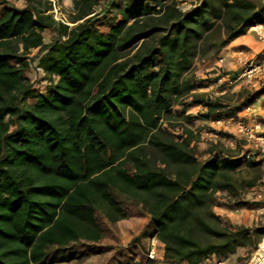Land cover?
Returning a JSON list of instances; mask_svg holds the SVG:
<instances>
[{"label": "trees", "instance_id": "1", "mask_svg": "<svg viewBox=\"0 0 264 264\" xmlns=\"http://www.w3.org/2000/svg\"><path fill=\"white\" fill-rule=\"evenodd\" d=\"M24 1L0 8V264L84 259L128 205L149 217L165 264L252 254V231L213 211L219 193L236 197L229 208L249 205L233 176L244 160L221 142L199 160L182 122L236 117L235 105L197 92L192 66L203 45L219 53L264 24L263 0H200L187 11L177 0H74L73 26L47 1ZM32 50L46 92L31 83ZM240 96L250 105L257 94Z\"/></svg>", "mask_w": 264, "mask_h": 264}, {"label": "rangeland", "instance_id": "2", "mask_svg": "<svg viewBox=\"0 0 264 264\" xmlns=\"http://www.w3.org/2000/svg\"><path fill=\"white\" fill-rule=\"evenodd\" d=\"M180 4V8L183 11L194 9L200 3V0H177ZM264 2V0H263ZM11 6H16L18 8H24L26 2L24 0H12ZM4 2L0 0V8ZM74 5H64L60 9L61 13L65 17L66 22L70 23L73 13ZM51 15V14H49ZM55 20V19H54ZM56 21V20H55ZM57 22V21H56ZM59 23V22H58ZM61 23V22H60ZM106 23L99 24L101 30H105ZM250 31V30H249ZM248 31V32H249ZM251 34H254L253 32ZM44 38L46 43H51L56 35L45 31ZM213 43V42H212ZM232 43V42H231ZM222 48L219 53H215V49L211 44H205L202 46V55L195 59L192 66V74L195 76L199 85L204 86V88L198 90V93L207 94L213 98H221L224 103L232 104L238 107V113L235 118L223 119H233L234 122L244 121V118H239L246 113H249L253 108L252 105L258 99V124L261 125L262 130H264V45L259 41L255 46L256 51H258V63L261 64L263 70L261 74H258L257 86L254 87L251 84H246L244 81L235 82L237 74L244 69L243 66H238L235 71L231 72L233 75L229 78L226 76V72L219 71V58L226 57L225 54H221L226 51V48L231 44ZM253 45V44H252ZM244 50L248 58L249 50H247L243 45L235 46L231 48V52ZM227 52V51H226ZM235 56V54H232ZM38 50H32L28 58L31 62V69L29 77L31 83L42 92H46L47 81L44 80V75L41 70L38 69ZM210 62L214 63L211 65ZM228 63H223L222 69L227 71ZM216 69H212V68ZM247 90L250 94H257L255 101L250 105H245L246 99L240 96V93ZM246 95V94H245ZM250 107V110H248ZM205 108L203 106L192 107L187 111V114L191 116H197L199 113L203 112ZM182 109L176 108V111H181ZM182 114V113H181ZM263 116V117H262ZM203 120H198L195 124H190L188 121L184 120L182 124L186 125L188 128L193 130L196 134L195 141L192 144L199 160H205L209 157L207 154L208 149L216 143L221 142V144L227 150L235 155H238L244 160V165L237 171L233 173L234 178L239 182L240 185V196L239 198L249 205L243 206L241 208H229L227 206L229 200H235L236 197L229 196L228 193H219L218 199L222 206H215L213 211L218 215L223 223L229 227L243 226L252 231V239L254 242H260L264 237V153L255 150L253 146L237 131L234 124H230L227 129H224L220 125L214 124L212 122H202ZM232 122V123H234ZM248 123V122H245ZM183 127H177L174 130L176 137H179L182 133ZM247 152L252 153V158L247 160L245 155ZM253 161L257 165H250L249 163ZM259 195L261 197H259ZM139 210V209H138ZM137 208L128 205L126 206L127 214H135ZM106 234L105 237L114 236V224L106 223ZM88 244V243H86ZM88 246L93 247L92 254L84 259L73 260L69 263L62 264H136L135 260L139 255L146 256V250H140L138 253L136 250L128 249L124 247H118L116 250L115 244L98 245L89 244ZM136 248V247H135ZM253 247L241 248L236 254L227 258L229 264H244L252 252ZM165 264L164 260L160 262Z\"/></svg>", "mask_w": 264, "mask_h": 264}, {"label": "built area", "instance_id": "3", "mask_svg": "<svg viewBox=\"0 0 264 264\" xmlns=\"http://www.w3.org/2000/svg\"><path fill=\"white\" fill-rule=\"evenodd\" d=\"M50 5L52 10L49 12L51 16L57 21L66 25H71L66 22L65 17L61 13L60 9L62 4L74 5V0H45ZM111 0H102L103 3H108ZM103 6L98 9V12L102 10ZM256 34L259 41L264 45V24L257 25L250 29ZM235 54L233 58L236 60V65L243 66L244 69L237 74L235 82L244 81L246 84L257 86L258 74H261L263 67L258 63V57L248 58L244 50L231 52ZM227 57L219 58V71L224 72L222 69L223 63H225ZM250 110V107H248ZM233 119H220L214 121V124L220 125L224 129H227L230 124H234L237 131L253 146L255 150H259L264 153V132L260 124L256 123L253 126L248 125L243 121L234 122ZM247 160L252 158V153L247 152L245 155ZM261 197V196H260ZM159 245L160 241L157 237H151L147 247V258L149 261L156 262L159 259ZM214 259L212 262L208 261ZM208 259L204 264H229L227 261L219 260L216 257ZM244 264H264V237L258 244L257 249L249 256L248 260Z\"/></svg>", "mask_w": 264, "mask_h": 264}, {"label": "crops", "instance_id": "4", "mask_svg": "<svg viewBox=\"0 0 264 264\" xmlns=\"http://www.w3.org/2000/svg\"><path fill=\"white\" fill-rule=\"evenodd\" d=\"M2 1L12 2V0H2ZM8 4L11 5L10 3ZM251 33L252 31H249L245 35L232 41V43L226 48L227 52L224 51L221 54V56L225 54V56L227 57L225 63L226 62L228 63L227 66L228 70L227 71L224 70V72H226V76L228 78L233 75L231 72L229 73L228 71H235L237 69L236 60L233 58V55L230 51L232 47L243 45L247 50H249L248 54L251 57V59L258 57V51H256L257 49L255 47L258 44V38L256 34H251ZM215 63L216 62L214 63L210 62L211 65H214ZM212 69H216V68L213 67ZM252 107L253 108L249 113H246L243 116H239L240 119H242L243 117L244 121L248 122L247 124L250 126H253L254 124L258 123V99L257 101L254 102ZM148 225H149V217L146 215L139 214V210L137 208L135 214L133 215L127 214L126 219L114 223L113 237L111 238L106 237L102 241L93 244H98L99 246L107 245V244H112V245L115 244L116 250L118 249V247H124L128 249L136 250L137 253L142 249L146 250L147 252L149 240L153 236L152 233L153 231L148 230ZM164 258H165V246L163 243L160 242L159 259L156 262H150L147 258V255L146 256L139 255V257H137L135 262L140 264H161L160 262L163 261ZM213 260L214 259H210L208 263L212 262Z\"/></svg>", "mask_w": 264, "mask_h": 264}]
</instances>
